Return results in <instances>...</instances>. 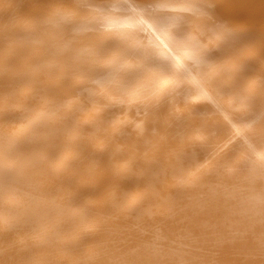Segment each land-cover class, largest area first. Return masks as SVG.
<instances>
[{
    "label": "bare ground",
    "instance_id": "6f19581e",
    "mask_svg": "<svg viewBox=\"0 0 264 264\" xmlns=\"http://www.w3.org/2000/svg\"><path fill=\"white\" fill-rule=\"evenodd\" d=\"M0 264H264V0H0Z\"/></svg>",
    "mask_w": 264,
    "mask_h": 264
}]
</instances>
